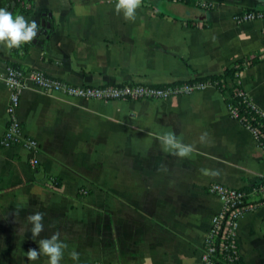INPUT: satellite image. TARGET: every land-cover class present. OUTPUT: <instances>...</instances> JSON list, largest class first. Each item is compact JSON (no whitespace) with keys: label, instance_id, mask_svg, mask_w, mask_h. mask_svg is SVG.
I'll list each match as a JSON object with an SVG mask.
<instances>
[{"label":"crops","instance_id":"crops-1","mask_svg":"<svg viewBox=\"0 0 264 264\" xmlns=\"http://www.w3.org/2000/svg\"><path fill=\"white\" fill-rule=\"evenodd\" d=\"M145 1L154 8L140 5L134 21L116 12L117 0H35L31 14L15 13L53 31L22 57L0 44V138L10 121L5 78L15 64L27 71L16 115L39 143L41 163L33 171L30 150L0 146V264H48L27 252L57 232L67 245L60 264H203L222 207L208 188L243 189L264 176L254 134L214 86L168 100L103 102L33 85L34 72L74 85H165L260 56L236 83L264 112V19L236 20L264 10V0H197L201 8ZM168 131L194 146L189 157L164 151L159 137ZM37 211L44 230L33 237L27 217ZM236 241L235 264H264V204L239 220Z\"/></svg>","mask_w":264,"mask_h":264},{"label":"built area","instance_id":"built-area-1","mask_svg":"<svg viewBox=\"0 0 264 264\" xmlns=\"http://www.w3.org/2000/svg\"><path fill=\"white\" fill-rule=\"evenodd\" d=\"M264 19V10L245 12L236 17L238 22H249ZM18 56L25 54V43L13 48ZM27 71L8 66L6 83L10 91L9 114L10 121L5 133L0 138L1 147L22 145L33 154L29 164L33 171L41 168L38 158L39 143L24 134L22 124L17 118L16 112L21 104V96L26 89ZM33 85L47 94H60L72 98L85 100L110 101H157L190 95L196 91L205 90L213 86L205 81L175 82L165 85L123 83L120 85L86 86L74 85L67 81L50 77L42 72H34ZM239 96H246L240 91ZM248 99V98H247ZM249 100V106L264 118V112L259 110ZM233 118L239 120L236 110H230ZM249 128L256 142L264 153V130L257 127ZM257 184H252L251 189H234L223 184L215 183L208 188V192L216 195L221 202V211L214 217L212 225L205 239L202 253L203 264H235L239 260L238 244L236 241V229L239 220L249 211L264 204V176ZM100 264V263H94Z\"/></svg>","mask_w":264,"mask_h":264},{"label":"clouds","instance_id":"clouds-1","mask_svg":"<svg viewBox=\"0 0 264 264\" xmlns=\"http://www.w3.org/2000/svg\"><path fill=\"white\" fill-rule=\"evenodd\" d=\"M141 0H117L115 10L117 13L123 12L125 19L134 21L136 18V10L140 7ZM39 32V24L36 20L27 21L23 16L13 14L6 8H0V44H4L7 48H18L26 42H32ZM160 143L166 152H170L179 158L189 157L194 146L192 144H184L180 138L172 131L163 133L159 137ZM205 173L207 169H202ZM215 174V173H213ZM44 213L34 212L27 217V231H30L33 237L39 236L44 230ZM39 250L31 248L27 252L29 260H36L41 254L47 256L48 264H60L63 258V251L67 247L60 240V233L53 234L50 238L41 239L38 242ZM73 259H78L79 254L75 251L71 253Z\"/></svg>","mask_w":264,"mask_h":264},{"label":"trees","instance_id":"trees-1","mask_svg":"<svg viewBox=\"0 0 264 264\" xmlns=\"http://www.w3.org/2000/svg\"><path fill=\"white\" fill-rule=\"evenodd\" d=\"M172 1V0H169ZM176 2L182 3L188 7H197L201 8V4L197 0H176ZM14 4V7H12ZM141 6H146L154 8L152 4L147 3L145 0H141ZM9 7V8H8ZM35 7V0H0V8H6L9 12L15 17V13L19 11L20 14H31ZM210 9V6L205 8L206 11ZM158 16H170L162 12H156ZM173 17V16H172ZM176 19L175 17H173ZM49 25V28H46L47 35L49 36L53 31V25L46 22ZM191 25L197 24L196 22H191ZM30 42H26L25 45V54L28 52ZM15 55L18 56L17 51H14ZM24 54V55H25ZM23 55V56H24ZM22 57V56H21ZM260 56L253 58H245L243 60L236 61L232 63L228 68L224 70L221 75H214L205 78H197L194 81H205L211 83L216 87L222 94L226 96L227 104L230 110H236L239 114V121L244 126L257 127L261 130H264V118L257 111H254L251 106H249V98L244 92V89L240 84L236 83L239 74L247 67L260 63ZM13 67L20 68L15 64H10ZM244 92V96H239V92ZM248 98V99H247ZM260 178H255L252 180V184H257L260 182ZM55 183H58L59 180L55 179ZM245 190H250L251 186L243 188ZM239 262V260H238Z\"/></svg>","mask_w":264,"mask_h":264},{"label":"water","instance_id":"water-1","mask_svg":"<svg viewBox=\"0 0 264 264\" xmlns=\"http://www.w3.org/2000/svg\"><path fill=\"white\" fill-rule=\"evenodd\" d=\"M12 7H14V4ZM42 28H43L42 30L39 29L38 35L33 41L34 44L43 45L45 40L48 38V35L46 33V28L48 29L49 25L46 24L45 20L42 22Z\"/></svg>","mask_w":264,"mask_h":264}]
</instances>
